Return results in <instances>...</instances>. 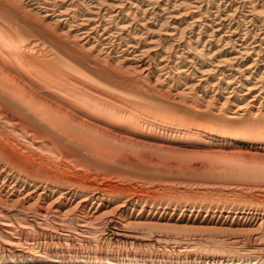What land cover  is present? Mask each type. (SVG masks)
I'll list each match as a JSON object with an SVG mask.
<instances>
[{"label": "bare ground", "instance_id": "obj_1", "mask_svg": "<svg viewBox=\"0 0 264 264\" xmlns=\"http://www.w3.org/2000/svg\"><path fill=\"white\" fill-rule=\"evenodd\" d=\"M122 1L0 0V264H264V0ZM121 152L224 199L110 190Z\"/></svg>", "mask_w": 264, "mask_h": 264}, {"label": "rangeland", "instance_id": "obj_2", "mask_svg": "<svg viewBox=\"0 0 264 264\" xmlns=\"http://www.w3.org/2000/svg\"><path fill=\"white\" fill-rule=\"evenodd\" d=\"M122 1V0H121ZM126 1V2H125ZM130 1V2H129ZM214 1V0H213ZM124 2V3H123ZM132 1L131 0H123L122 1V5H121V3H120V6H124L126 9L127 8H129V4L128 3H131ZM213 3H215V1L213 2ZM160 4H163V3H161L160 2ZM221 4V3H220ZM210 5V4H209ZM221 6L223 7H225V4H221ZM204 7L206 8V6L204 5ZM211 7H212V10H211ZM220 8V12L221 11H223L225 8ZM204 8V9H205ZM171 9V8H170ZM170 9H169V11L168 12H170ZM177 10L179 9V8H176ZM208 9H210V11L211 12H215V8L213 7V6H210V7H208ZM131 10H133V11H135L134 9H131ZM180 10V9H179ZM173 12V11H172ZM175 12V11H174ZM191 12V11H190ZM239 12H241V10H239ZM193 13V12H192ZM161 14V13H160ZM193 14H195V13H193ZM137 17H136V19L137 20H142L140 17H141V15L139 14H137L136 15ZM161 16V15H160ZM163 16V15H162ZM165 17H166V15H164L163 17H159L157 20H156V22H152V21H150V22H148V17L146 18L147 20H145V25L147 26V27H149L150 28V31L152 32L151 34H152V36H157V35H161L162 34V32H163V30H170L169 28H171L172 26H175L176 24H171V23H173L172 21V18H169L167 21H166V23L165 24H163L162 25V27L160 28L159 27V24H161L160 23V20H163V19H165ZM139 18V19H138ZM167 18V17H166ZM171 20V21H170ZM19 25H18V27H20V28H22L23 30H25L26 28H24V27H27V26H24L25 24H23V23H18ZM157 24V25H156ZM185 24L186 23H181L180 25V28H184L185 27ZM166 25V26H165ZM23 26V27H22ZM155 26V27H154ZM28 28V27H27ZM138 29H140V27L139 26H137V28H136V30H138ZM158 29V30H157ZM145 31H143L142 33H144ZM156 32V33H155ZM159 32V33H158ZM161 32V33H160ZM189 32V33H188ZM27 33L30 35L31 33H30V31H27ZM184 39L185 40H187V37L189 38V36H190V39L191 40H193L192 42H194L195 41V39H196V35L198 34V33H200V38H203V33L202 32H200L199 30H198V28L196 29L195 27H194V34L192 33V34H190V31H188V28H186L185 30H184ZM201 34H202V36H201ZM199 35V34H198ZM111 45H116V42H113V43H111ZM199 49H201V47L199 48ZM110 52V50L109 51H107V53H109ZM111 55V57L113 58V57H115L116 55H115V53H113L112 52V54H110ZM86 66V65H85ZM87 67V66H86ZM87 68H89V70H92V72H94L93 74H95V76H100V78L102 77V78H104L105 79V76L103 75V74H97L96 73V71L93 69V67H91V66H89V67H87ZM92 68V69H91ZM116 81H119V83H120V79H117ZM129 152V151H128ZM130 153V152H129ZM121 158V160L123 161L124 160V162H120V163H118V164H116L115 166H109L108 164H104L103 162H95V164H93L92 165V163H90V162H86L85 160V164H86V168H87V170L89 171L91 168H94V169H91L89 172H91L93 175L95 174V173H97V174H99V175H101V177L105 174V175H107V176H109L110 178H112V180H117V182H116V184H114L113 186L114 187H117V188H115L114 189V187L112 186L111 188L112 189H110V190H113V191H116L117 189H119L120 188V185H124L125 186V189L126 190H129V192L130 191H132L133 193H135L136 195L138 194V195H141V194H145V195H147V197L148 198H154V200L155 199H157V197H161L159 200L160 201H162V203H163V199H164V197L165 198H167L168 199V201L170 202V204L173 202V203H180L181 205H183L185 202L186 203H190V201H192V203L193 202H196L197 200V203L199 202V200L201 201V200H205L204 202H212V200H213V198H214V200L213 201H217V200H219V199H224V196H222V195H219V194H222V193H219L218 194V196L216 195V196H214L215 194H210V196L209 195H207V196H205V197H203V196H201V198L199 199H197V198H195L194 200L192 199V200H190V198H188V196H189V193H184V190H183V188H189V189H192V187L193 186H199L198 184H202V183H208V181H203V180H201L200 178H197V177H192V176H189L188 177V175L185 177H183V176H178V175H176V174H172V175H170V174H167V173H159L158 175H155V174H153V171H148V170H146V167H148V166H150L149 164H151V165H154V164H156L157 162L159 163V161H157V160H150V158L148 159V158H144V159H141V158H136V157H133L132 155H130V154H128V153H126V152H121V153H119L118 154V158ZM147 157H149V156H147ZM80 158H82L81 156H79L78 157V159H77V157L76 158H74V160H78V162L79 161H81L82 162V160L84 159H80ZM120 158H119V160H120ZM157 159V158H155V157H151V159ZM128 160V162H130V163H132L133 165H130L129 163L127 164L126 163V161ZM84 163V162H83ZM91 164L92 165V167H91V165L89 166L88 164ZM101 163V164H100ZM143 163H145V165H146V167L145 166H140V168H136V166L137 165H141V164H143ZM96 165V166H95ZM123 165V166H122ZM134 165H136V166H134ZM87 166H89V167H87ZM96 168V169H95ZM155 176V177H154ZM118 180H120V181H118ZM122 180V181H121ZM143 182V183H142ZM164 184H167V185H165V186H163ZM197 184V185H196ZM155 185V186H154ZM170 185V186H169ZM139 186V187H138ZM154 188H158L159 186L161 187H159L158 189L160 190V189H163V188H165V191H166V189H167V195H162V196H159V195H161L160 193H159V191H152V189H153V187ZM156 186H158V187H156ZM167 186V187H166ZM169 186V187H168ZM130 187V188H129ZM175 187H176V189H175ZM128 188V189H127ZM146 190H145V189ZM147 188H148V190H147ZM170 188V189H169ZM179 189L181 190V191H183V192H181V191H179ZM188 189V190H189ZM150 190V191H149ZM169 190V191H168ZM193 190V189H192ZM161 191V190H160ZM146 192V193H145ZM158 192V193H157ZM169 192V193H168ZM170 192H171V194H170ZM180 192H181V194L182 193H184V194H180ZM223 192H225V191H223ZM153 193V194H152ZM154 193H155V196H157L158 194V196L157 197H155V196H153L154 195ZM175 195H174V194ZM179 193V194H178ZM171 195L169 198H168V196L169 195ZM177 194V195H176ZM250 196H252L253 198H255V199H253V201H257V203L259 202V205H254V207L256 208L257 206H259V207H257V208H262L263 206H264V194H262V193H260V196H262L261 198L258 196L259 195V193H257V192H251L250 191V193H248ZM178 195H180V196H178ZM254 195V196H253ZM164 196V197H163ZM173 196V197H172ZM180 197L181 199H178V198H176L177 200H175V197ZM182 196V197H181ZM184 196H186L187 198H185ZM183 197H184V199H186L185 201H184V199H183ZM200 197V196H199ZM210 197V198H209ZM223 197V198H222ZM172 198H174V200L172 199ZM208 199V200H207ZM159 200H156V201H159ZM166 200V199H165ZM183 202H182V201ZM159 201V202H160ZM168 201H165V202H167V203H169ZM172 201V202H171ZM179 201V202H178ZM181 201V202H180ZM189 201V202H188ZM214 203V202H213ZM261 204V205H260ZM245 206H247L248 207V204L247 205H245ZM261 206V207H260ZM254 207H250V208H254ZM111 208H113V205L112 206H110L109 208H107L106 210L107 211H109V210H111ZM254 208V209H255ZM262 209H264V207L262 208ZM102 212V211H101ZM259 221L260 220H258L257 222H258V224H259ZM257 224V225H258ZM257 225H255V227H257ZM227 228V226H223V228ZM225 228H224V230L222 229H220V230H214V231H201V230H198V229H192V230H190V231H187V232H179V234H177L176 232H172V231H165L168 235H169V233L170 234H174V235H172V236H179V237H186V238H195V239H203V240H207V242H215L216 240L218 241V242H220V241H222V242H226L225 243V245H227V243H229V241H231V240H234V239H237V240H241V241H243L244 239H246L243 235H240V234H238L237 232V234L235 233V232H232V231H228L227 229V231L225 230ZM176 234V235H175ZM213 239V240H212ZM211 240V241H210ZM245 241V240H244Z\"/></svg>", "mask_w": 264, "mask_h": 264}]
</instances>
